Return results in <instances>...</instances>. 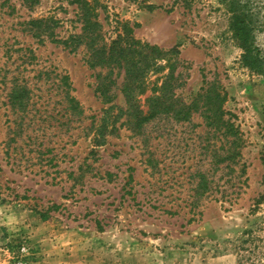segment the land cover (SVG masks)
Here are the masks:
<instances>
[{"label":"rangeland","instance_id":"1","mask_svg":"<svg viewBox=\"0 0 264 264\" xmlns=\"http://www.w3.org/2000/svg\"><path fill=\"white\" fill-rule=\"evenodd\" d=\"M73 1L0 0V264H238L236 247H264V204L252 211L264 194V79L242 65L219 0L98 2L104 38L127 23L136 39L179 52L185 103L206 79L222 81L245 139V173L237 166L227 190L228 170L212 165L224 140L199 115L139 131L122 73L108 102L83 47L34 36L31 21L48 17L60 21L56 38L80 33ZM202 173L212 192L196 191ZM259 225L251 235L263 241L245 243Z\"/></svg>","mask_w":264,"mask_h":264},{"label":"trees","instance_id":"2","mask_svg":"<svg viewBox=\"0 0 264 264\" xmlns=\"http://www.w3.org/2000/svg\"><path fill=\"white\" fill-rule=\"evenodd\" d=\"M73 2L78 7L80 33L73 34L66 40L58 39L55 30L60 27V21L48 17L31 21L34 36L37 38L46 36L51 42L61 44L72 51L83 47L89 68L99 69L102 72L97 77L96 92L108 102L113 99L112 88L116 84L114 72L118 70L122 73L120 89L126 100L125 115L130 121L132 120V124L138 126L139 131H142L153 119L169 116L178 122H191L195 115H199L209 132L213 131L214 135L219 134L224 140L223 147L213 151L212 165L228 170L226 176L229 179L224 182V190L229 188L230 183H233L232 187L235 188L234 180L239 178L235 176L236 167H239L241 175L245 173L246 166L241 165L245 139L240 127L233 120L234 115L225 109L228 93L222 81L216 78L206 79L192 102L185 103L176 95V90L182 86L180 73H176L178 51H165L136 39L133 28L127 23L117 27L118 33L115 39H106L100 22L99 9L103 7H99L98 0ZM193 2L194 0H190V5ZM25 3L33 7L39 3V0H25ZM219 4L229 16V31L242 50V65L254 75L264 79V0H219ZM142 100L147 110H144ZM115 118L116 116L113 119ZM101 144L98 141L97 145ZM213 182L209 173L200 174V183L196 191L200 193L204 190V194L212 192ZM262 204H264V194H260L255 200L253 213H257ZM192 205L193 203L191 207ZM250 229L253 227L243 232L250 235L245 243L263 241L251 235L262 231L261 225L255 230ZM236 249H238V264H264L263 257L258 258L255 254L260 249L264 250V247H236ZM246 253L248 256L245 255ZM262 254L264 255V251Z\"/></svg>","mask_w":264,"mask_h":264}]
</instances>
